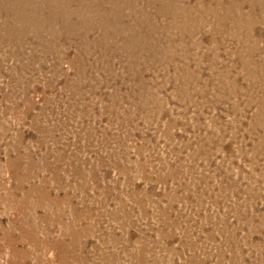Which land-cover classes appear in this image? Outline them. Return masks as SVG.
I'll list each match as a JSON object with an SVG mask.
<instances>
[{
    "label": "rangeland",
    "instance_id": "rangeland-1",
    "mask_svg": "<svg viewBox=\"0 0 264 264\" xmlns=\"http://www.w3.org/2000/svg\"><path fill=\"white\" fill-rule=\"evenodd\" d=\"M0 264H264V0H0Z\"/></svg>",
    "mask_w": 264,
    "mask_h": 264
},
{
    "label": "bare ground",
    "instance_id": "bare-ground-1",
    "mask_svg": "<svg viewBox=\"0 0 264 264\" xmlns=\"http://www.w3.org/2000/svg\"><path fill=\"white\" fill-rule=\"evenodd\" d=\"M8 2V1H7Z\"/></svg>",
    "mask_w": 264,
    "mask_h": 264
}]
</instances>
